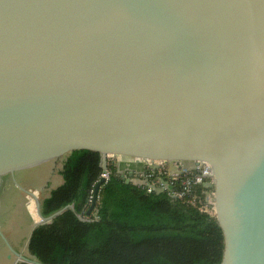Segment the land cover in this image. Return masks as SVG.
<instances>
[{
	"label": "water",
	"instance_id": "water-1",
	"mask_svg": "<svg viewBox=\"0 0 264 264\" xmlns=\"http://www.w3.org/2000/svg\"><path fill=\"white\" fill-rule=\"evenodd\" d=\"M75 151L207 170L219 264H264V0H0V217Z\"/></svg>",
	"mask_w": 264,
	"mask_h": 264
},
{
	"label": "trees",
	"instance_id": "trees-1",
	"mask_svg": "<svg viewBox=\"0 0 264 264\" xmlns=\"http://www.w3.org/2000/svg\"><path fill=\"white\" fill-rule=\"evenodd\" d=\"M101 156L75 151L64 159L62 184L40 205L43 217L66 209L51 222L35 227L28 252L43 264H219L221 233L212 218L171 200L167 192L148 193L126 183L128 177L108 164L101 179ZM201 199L199 189H194ZM188 198H190L188 196ZM186 198V200L188 199Z\"/></svg>",
	"mask_w": 264,
	"mask_h": 264
},
{
	"label": "rangeland",
	"instance_id": "rangeland-1",
	"mask_svg": "<svg viewBox=\"0 0 264 264\" xmlns=\"http://www.w3.org/2000/svg\"><path fill=\"white\" fill-rule=\"evenodd\" d=\"M64 159L65 157L46 164L42 166L43 168L16 175L17 183L27 193L13 186L10 181H7L2 190L0 230L13 250L28 259H33L27 250L29 234L41 221L36 211V199L41 205L50 190L57 188L56 185L62 182L59 171L62 169ZM112 163L117 171H124L128 167L137 165L123 160L118 161L115 158L107 161V165ZM8 254V249L0 243V264L18 262L13 256L8 259Z\"/></svg>",
	"mask_w": 264,
	"mask_h": 264
},
{
	"label": "built area",
	"instance_id": "built-area-1",
	"mask_svg": "<svg viewBox=\"0 0 264 264\" xmlns=\"http://www.w3.org/2000/svg\"><path fill=\"white\" fill-rule=\"evenodd\" d=\"M108 160L111 161L112 158H108ZM108 176L109 172L106 168L101 177L107 180ZM130 176H132L130 178L139 181L134 185L146 189L148 193L167 192L171 200L187 203L199 213L213 218V189L210 174L207 170L178 169L138 163ZM194 189H199L201 192L202 197L197 201ZM186 198L188 199L186 200Z\"/></svg>",
	"mask_w": 264,
	"mask_h": 264
},
{
	"label": "crops",
	"instance_id": "crops-1",
	"mask_svg": "<svg viewBox=\"0 0 264 264\" xmlns=\"http://www.w3.org/2000/svg\"><path fill=\"white\" fill-rule=\"evenodd\" d=\"M40 168H43V167H40ZM61 170V169H60ZM60 172V171H59ZM62 181V180H61ZM62 184V182H60L59 184L56 185V187L60 186ZM53 189L55 188H52L50 191H52Z\"/></svg>",
	"mask_w": 264,
	"mask_h": 264
},
{
	"label": "bare ground",
	"instance_id": "bare-ground-1",
	"mask_svg": "<svg viewBox=\"0 0 264 264\" xmlns=\"http://www.w3.org/2000/svg\"><path fill=\"white\" fill-rule=\"evenodd\" d=\"M36 211H37V209H36ZM28 264H30V263H28Z\"/></svg>",
	"mask_w": 264,
	"mask_h": 264
}]
</instances>
